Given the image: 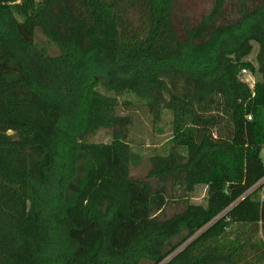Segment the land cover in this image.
Instances as JSON below:
<instances>
[{
	"label": "trees",
	"instance_id": "trees-1",
	"mask_svg": "<svg viewBox=\"0 0 264 264\" xmlns=\"http://www.w3.org/2000/svg\"><path fill=\"white\" fill-rule=\"evenodd\" d=\"M263 149L264 0H0V264H264Z\"/></svg>",
	"mask_w": 264,
	"mask_h": 264
},
{
	"label": "rangeland",
	"instance_id": "rangeland-1",
	"mask_svg": "<svg viewBox=\"0 0 264 264\" xmlns=\"http://www.w3.org/2000/svg\"><path fill=\"white\" fill-rule=\"evenodd\" d=\"M36 40L40 46L44 47L50 54H58V47L52 43L41 31H37ZM258 46L255 45L254 52L249 59L255 60ZM257 75L249 73L243 76V80L253 87ZM120 104L118 112L122 115L130 114L133 118V125L129 133V143L133 150L140 154L142 163L138 167H131V176L134 178H144L150 170V158L155 155H164L170 147V138L172 136V120L173 115L169 111H165L163 117L155 122L153 116L145 112L142 102L131 93H126L119 97ZM112 130L102 129L97 134L90 136L93 142H110L112 141ZM264 197V193L262 192ZM208 192L207 187L200 185L196 187L192 194L191 201L196 204L207 203ZM173 209L169 207L167 214H171Z\"/></svg>",
	"mask_w": 264,
	"mask_h": 264
},
{
	"label": "built area",
	"instance_id": "built-area-1",
	"mask_svg": "<svg viewBox=\"0 0 264 264\" xmlns=\"http://www.w3.org/2000/svg\"><path fill=\"white\" fill-rule=\"evenodd\" d=\"M21 0H16V2H20ZM248 70L244 69L243 70V76H246L248 74ZM248 119H251V116H248ZM262 156L264 157V149L262 151ZM261 183H264V179L261 181Z\"/></svg>",
	"mask_w": 264,
	"mask_h": 264
}]
</instances>
